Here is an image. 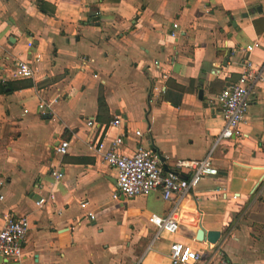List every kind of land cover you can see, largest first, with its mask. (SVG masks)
<instances>
[{"label":"crops","instance_id":"obj_1","mask_svg":"<svg viewBox=\"0 0 264 264\" xmlns=\"http://www.w3.org/2000/svg\"><path fill=\"white\" fill-rule=\"evenodd\" d=\"M42 1L46 13L37 0H0V82L34 84L0 95V230L8 215L29 223L21 259L0 264H171L173 241L204 264H264V0ZM20 62L31 77L14 76ZM247 66L259 73L249 109L211 151L216 98ZM118 136L121 153L156 149L169 171L212 152L218 175L182 200L176 235L154 239L149 217L172 207L159 190L113 197L117 171L96 148ZM200 230L217 243L199 242Z\"/></svg>","mask_w":264,"mask_h":264},{"label":"built area","instance_id":"obj_2","mask_svg":"<svg viewBox=\"0 0 264 264\" xmlns=\"http://www.w3.org/2000/svg\"><path fill=\"white\" fill-rule=\"evenodd\" d=\"M176 27L177 25L173 26L174 29ZM175 34L173 32L172 36H175ZM29 46H31V43H29ZM248 51H250V48H248ZM14 76L29 78L32 76V70L26 63L20 62ZM258 79L259 73L247 66L237 84L223 89L218 94L216 100L220 106L219 112L223 120V126L215 137L211 151L223 141L231 140L238 134V125L243 121L249 109L250 95ZM154 92L162 94L164 88L156 87ZM46 107L45 104L41 103L40 108L42 110ZM87 125L91 126L92 122H88ZM120 125L121 120L114 118L109 122L108 127H119ZM135 135L137 137L142 136L139 131H136ZM105 139L106 137L99 142L96 152L108 167L117 171V194L113 197H146L159 190L162 200L172 202V207L166 217L157 215L149 217L148 221L156 227L154 239L158 238L162 232L172 236L176 235L180 225L179 211L182 200L197 188L204 177L218 175L217 169L211 163L212 152L199 161H177L173 170L165 171L159 156L151 148L138 144L131 154H123L119 150L123 141L121 136L110 140L108 148H105ZM68 147V141H59L55 152L60 156H65ZM180 174H188V177L183 179ZM52 177L54 180H59L62 178V173L58 170L54 171ZM52 198V194L42 196L36 202V205L41 207ZM88 215L93 218L92 214ZM28 230L29 223L26 217L6 216L4 226L0 230V256L20 260ZM169 260L171 264H204L202 251L179 241L171 243ZM212 264L229 263L224 259H220Z\"/></svg>","mask_w":264,"mask_h":264},{"label":"trees","instance_id":"obj_3","mask_svg":"<svg viewBox=\"0 0 264 264\" xmlns=\"http://www.w3.org/2000/svg\"><path fill=\"white\" fill-rule=\"evenodd\" d=\"M37 5H38V8L42 12H45V13L47 12L45 9V4L42 0H37ZM49 14H52V12H49ZM29 85L34 86V84L32 83L21 82V81L0 82V95H10L14 93L15 91L24 89L25 87Z\"/></svg>","mask_w":264,"mask_h":264},{"label":"water","instance_id":"obj_4","mask_svg":"<svg viewBox=\"0 0 264 264\" xmlns=\"http://www.w3.org/2000/svg\"><path fill=\"white\" fill-rule=\"evenodd\" d=\"M244 16L246 17V14H244ZM91 22H95L96 23V26L98 25L97 18L96 17L91 18ZM152 151L155 152L159 156L160 162L163 165V169L165 171H169L168 168L164 165L165 160H164V158L162 156H160L158 150L152 149ZM219 235L220 234L218 232H208V233H206V236L204 238V232L202 230H200L198 232V235H197V240L199 242H202L205 239V241L207 243L212 244V245H215L217 243L218 239H219Z\"/></svg>","mask_w":264,"mask_h":264}]
</instances>
